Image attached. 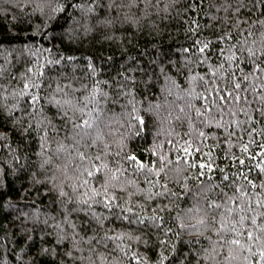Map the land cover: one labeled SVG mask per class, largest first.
I'll list each match as a JSON object with an SVG mask.
<instances>
[{"label": "snow or ice", "instance_id": "snow-or-ice-1", "mask_svg": "<svg viewBox=\"0 0 264 264\" xmlns=\"http://www.w3.org/2000/svg\"><path fill=\"white\" fill-rule=\"evenodd\" d=\"M10 2L21 10L10 26L27 29L17 39L32 36L20 45L32 59L16 74L12 54L0 48V191L11 190L9 174L20 172L35 195L23 208L0 196V214H15L0 225V264H264V160L256 179L245 166L254 134L264 144V0ZM174 20L183 27L179 47L161 42L172 37ZM54 27L60 32L50 39L61 43L99 32L125 51L124 63L102 79L89 58L80 82L75 56L36 42L34 34ZM141 36L149 38L144 48ZM153 88L159 99L144 106ZM151 117L160 125L145 162L127 141L144 134ZM173 120L186 123L188 140L180 141L184 159L175 155L169 169L156 133L179 139ZM193 136L198 144L219 136L238 143L241 155H231L238 171L221 168L214 180L218 166L201 160L198 175L207 169V182L192 192L184 171L195 167L186 163ZM213 192L220 195H206Z\"/></svg>", "mask_w": 264, "mask_h": 264}, {"label": "trees", "instance_id": "trees-1", "mask_svg": "<svg viewBox=\"0 0 264 264\" xmlns=\"http://www.w3.org/2000/svg\"><path fill=\"white\" fill-rule=\"evenodd\" d=\"M0 8H7V13H0V48L7 49L9 53L12 54V71L16 74H18L21 70H23L24 65L27 61L32 59L28 56L26 52H23L20 49V45L22 43H32V36H28L26 40L17 39L15 37H23L25 33L27 32V29L24 27H16L15 23H13L10 26L9 23V17L12 14H19L21 10L17 9L10 0H0ZM136 9L133 8V12H135ZM38 15V14H37ZM202 17V14H201ZM203 18V17H202ZM36 22H39L38 20ZM169 27L173 30L172 37H169L167 34H165V38L163 41H161L164 45L172 44L176 47H179L177 40L183 39V27L181 21L174 20ZM179 28L181 35L179 37L175 36V30ZM118 30V29H117ZM103 31V30H101ZM128 31H131V28L128 29ZM60 32V29L58 27L51 28L48 33H38L34 34L36 38V42L40 44H44L45 41H48V44H56L61 51L66 52L68 55H73L76 57V65L75 72L77 75L81 77L80 82H86L84 79V73L88 72V69L86 67L89 58H92V61L94 62L96 68L98 69V77L102 79H108L111 75H113L116 71L119 70V65L124 63V58L126 56V53L123 49H121L117 42L114 40L109 39H103L101 38V35L99 32H92L89 33L86 36H80L77 39L73 40L72 42H69L67 38H65L64 43H61L59 40H51L50 36L53 34H58ZM41 36H43V39H41ZM140 42V47H145V41L149 39L148 37H138ZM135 43V41H134ZM48 46V45H45ZM127 44L124 45V48L127 49ZM15 49V51H13ZM129 51H131L129 49ZM16 52H20V55L18 58H16ZM135 55V53H132ZM111 57V60H108L107 58ZM0 61H2V57H0ZM65 71H68V68L66 67L64 69ZM6 74V79H7ZM18 79V75L15 77H12V84H16ZM91 77L90 75L87 77V82H90ZM5 79H0V84L4 83ZM159 91L158 88L151 89V94L147 95V99L142 100V103L144 106L147 105V102L149 100H156L159 99L156 96V93ZM137 99L140 100L141 96H137ZM170 103L172 98H168ZM180 101L177 100L176 103H179ZM109 109H112L113 106L110 104L108 105ZM115 111H119V107H116L114 109ZM165 112L161 111V119L164 118ZM160 121L156 120L155 117H151L150 123L148 127L144 130V134L140 135L138 138H133L127 141L128 148L135 152L137 156L140 157V159L144 160L145 162L153 159L152 154H150L145 149L147 148L148 144L151 143L153 138V133L155 130L159 127ZM171 125L173 127V130L180 133L179 139H177L174 136H164L160 133H156V139L157 142H162V150L164 153L168 154V158L172 159L173 163L168 165V168L171 169L177 161H175L174 156L177 154H180L182 156V160L184 159L183 155V147L184 145L180 143V141H187L188 136L185 135L187 132V127L185 122H177L175 120L171 121ZM121 131H123V128H121ZM227 139V137L219 136L217 140L208 139L204 141L203 143H197V139L195 136H193L192 144L189 145L191 148V151L187 154V165H195L193 166H187L186 170L184 171V175L188 176V184L189 189L192 192H195L199 185L197 184V181H205L207 182V174L208 170L204 169L205 176L201 177L198 175L199 170V163L201 160H203L205 163H208L209 161L213 162L218 167H215L212 169V172L214 173L213 179H222L220 177V169L224 168L230 171V173H235L238 171V165L237 167H232V161H231V155H236L239 157L241 155V149L238 146V143H233L231 146L224 143L223 141ZM244 141L248 140V137L245 135L243 137ZM168 140H172L173 144L176 145V147H172L167 143ZM233 141H237L238 137H232ZM207 145V147H205ZM264 146L262 144L261 137L258 135L253 136L252 143L249 144V152H252L253 154L251 157L245 153V166L248 169H251V175L249 176L250 179H256L258 175V170L255 169V164L260 162L261 160H264V156L260 155V147ZM113 151H117L115 145H112ZM209 153L211 154L209 156ZM226 153L229 155L226 156ZM123 155V153H122ZM111 159V157H110ZM0 164H3V161L0 160ZM27 171V170H26ZM191 173V175H189ZM133 176H136L135 172L131 173ZM244 175H249L248 172H245ZM137 179H141V177L136 176ZM151 178V177H149ZM236 179L237 181L240 180L239 175H231L229 179ZM9 180L12 181V188L9 190L8 188H4L2 191H0V196H3L4 199H11L13 201L19 202V207L23 208L28 205L29 202L33 200V196L35 195V191L32 190L29 186L27 176L25 173H16L13 175L12 173L9 174L8 177ZM183 182V181H181ZM174 183V181H173ZM259 183V181H257ZM228 184V181H224V185L226 186ZM230 193L234 190L232 188L227 189ZM211 198H217L220 194L219 192H213L210 194ZM46 198H42L39 201H36L37 203H43ZM183 206V205H182ZM9 209L5 208L3 214H0V225L3 226H10V221H15V214H8ZM151 256L152 254L149 253ZM48 260H51L53 258L49 257ZM35 264H47L46 260L43 259H37L35 261Z\"/></svg>", "mask_w": 264, "mask_h": 264}]
</instances>
